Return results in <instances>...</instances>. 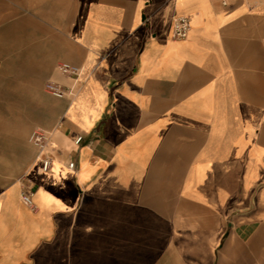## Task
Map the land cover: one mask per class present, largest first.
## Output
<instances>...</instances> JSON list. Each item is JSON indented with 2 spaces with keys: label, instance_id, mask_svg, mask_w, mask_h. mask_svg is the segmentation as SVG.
I'll return each mask as SVG.
<instances>
[{
  "label": "crops",
  "instance_id": "1",
  "mask_svg": "<svg viewBox=\"0 0 264 264\" xmlns=\"http://www.w3.org/2000/svg\"><path fill=\"white\" fill-rule=\"evenodd\" d=\"M0 264H264V0H0Z\"/></svg>",
  "mask_w": 264,
  "mask_h": 264
},
{
  "label": "built area",
  "instance_id": "2",
  "mask_svg": "<svg viewBox=\"0 0 264 264\" xmlns=\"http://www.w3.org/2000/svg\"><path fill=\"white\" fill-rule=\"evenodd\" d=\"M225 4L227 2H224ZM191 30V20L187 16H179L174 20V37L178 39L186 38L189 35V32ZM59 70L66 74L71 75L73 74V69L69 64H62L59 66ZM46 89L49 93L57 96H64L66 94H70L71 91H68L67 89H64L61 85L50 82L46 84ZM83 137L80 136L76 139V144H80L82 142ZM50 134L49 132L43 130V129H34L30 134V142L36 146L40 153H43L46 151L50 146ZM52 167V159L50 157H45L43 159V169L44 171L48 172L50 171ZM70 168L75 167V163L72 162L69 164ZM34 192L33 191H27L24 192L22 195L23 202L28 205L29 207L35 208V202L33 199Z\"/></svg>",
  "mask_w": 264,
  "mask_h": 264
},
{
  "label": "rangeland",
  "instance_id": "3",
  "mask_svg": "<svg viewBox=\"0 0 264 264\" xmlns=\"http://www.w3.org/2000/svg\"><path fill=\"white\" fill-rule=\"evenodd\" d=\"M46 96H47V94H45ZM32 129V128H31ZM31 129H30V131H31Z\"/></svg>",
  "mask_w": 264,
  "mask_h": 264
}]
</instances>
